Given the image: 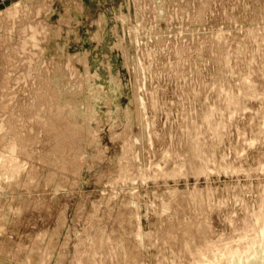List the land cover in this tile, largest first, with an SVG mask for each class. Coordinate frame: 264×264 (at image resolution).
Here are the masks:
<instances>
[{
  "label": "rangeland",
  "instance_id": "1",
  "mask_svg": "<svg viewBox=\"0 0 264 264\" xmlns=\"http://www.w3.org/2000/svg\"><path fill=\"white\" fill-rule=\"evenodd\" d=\"M263 238L264 0H0V264Z\"/></svg>",
  "mask_w": 264,
  "mask_h": 264
},
{
  "label": "bare ground",
  "instance_id": "2",
  "mask_svg": "<svg viewBox=\"0 0 264 264\" xmlns=\"http://www.w3.org/2000/svg\"><path fill=\"white\" fill-rule=\"evenodd\" d=\"M264 239V238H263ZM264 246V245H263ZM261 247V246H260ZM258 250V249H257ZM263 251V252H262ZM255 252H256V250H255ZM260 253V255H259V258H257L256 260H254L252 263H255V264H264V257H261V256H263L264 254V248H263V250H261L260 249V251L258 250L257 251V253ZM261 252H262V254H261ZM258 253V254H259ZM254 256V255H253ZM257 256V255H256ZM238 257V256H237ZM250 257V256H249ZM248 258V257H247ZM235 259H236V257H235ZM244 259V258H243ZM221 260V259H220ZM215 261V260H214ZM236 261V260H235ZM241 261V260H240ZM245 261V260H244ZM237 262H238V260H237ZM251 263V262H250ZM217 264V263H216Z\"/></svg>",
  "mask_w": 264,
  "mask_h": 264
}]
</instances>
